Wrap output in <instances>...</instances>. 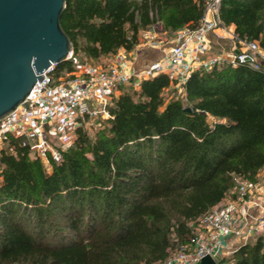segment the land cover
<instances>
[{
    "label": "trees",
    "instance_id": "obj_1",
    "mask_svg": "<svg viewBox=\"0 0 264 264\" xmlns=\"http://www.w3.org/2000/svg\"><path fill=\"white\" fill-rule=\"evenodd\" d=\"M208 0H66L61 17L74 51L91 58L131 51L157 23L196 28ZM226 25L264 48V0H220ZM71 67L69 61L57 70ZM166 73L122 89L93 136L50 169L21 137L0 150V264L164 263L196 235L192 223L264 167V72L244 64L196 69L183 96L166 101ZM131 87V86H130ZM211 118V119H210ZM216 207V208H215ZM224 256L264 264V236Z\"/></svg>",
    "mask_w": 264,
    "mask_h": 264
},
{
    "label": "built area",
    "instance_id": "obj_2",
    "mask_svg": "<svg viewBox=\"0 0 264 264\" xmlns=\"http://www.w3.org/2000/svg\"><path fill=\"white\" fill-rule=\"evenodd\" d=\"M219 1L208 0L199 25L176 30L165 55L142 69L129 61L133 50L120 48L106 64L98 65L83 59L73 48L66 60L71 67L58 71L57 64H52L28 97L0 119V150L6 145L7 136L21 137L50 167V159L60 161L62 151L74 143L79 126L88 121L101 126L104 119L112 117L109 105L113 98L128 86L139 88L143 79L166 73L172 85L181 92L191 72L200 68L208 70L215 66L244 64L264 72V48L259 41L241 38L230 30V25L219 17ZM152 30L146 35L149 45H161L158 32ZM224 35L231 38L238 51L211 55V37ZM252 189L256 191L260 187L239 179L236 199L193 223L195 237L191 243L181 245L166 264H198L205 255L212 256L217 264H226L223 257L228 237L245 235L246 243L253 234L264 236V191L261 199H254ZM250 202L261 208L253 225L248 212L240 218L235 216L238 204Z\"/></svg>",
    "mask_w": 264,
    "mask_h": 264
},
{
    "label": "water",
    "instance_id": "obj_3",
    "mask_svg": "<svg viewBox=\"0 0 264 264\" xmlns=\"http://www.w3.org/2000/svg\"><path fill=\"white\" fill-rule=\"evenodd\" d=\"M65 7L66 0H0V119L73 50L61 23ZM198 264L217 262L205 255Z\"/></svg>",
    "mask_w": 264,
    "mask_h": 264
},
{
    "label": "crops",
    "instance_id": "obj_4",
    "mask_svg": "<svg viewBox=\"0 0 264 264\" xmlns=\"http://www.w3.org/2000/svg\"><path fill=\"white\" fill-rule=\"evenodd\" d=\"M164 28V26L162 25ZM164 30V29H163ZM230 30L234 31V25H230ZM175 32L172 33L170 36L168 42L162 41V44L156 47H149L148 51H143L140 54L136 55L135 62H133V65L138 68L142 69L146 67L150 62L160 59L165 55V53L170 49L171 43L170 40L173 38ZM218 33L221 34V30H218ZM223 34V33H222ZM168 45H167V44ZM166 44V45H164ZM163 47V48H162ZM140 51V50H139ZM138 51V52H139ZM230 51H238V48L233 44L231 38H229L227 35H224L223 37H211V50L210 54L214 55L220 52H230ZM134 53H137L135 50L131 52V55ZM135 56V55H134ZM260 187V190L253 191V198L254 199H261L263 196L264 191V167L260 169V171L257 174V180L252 182ZM236 199V198H235ZM235 199L230 200L229 198L220 203V206L228 204L231 201H234ZM244 212L249 213V220L251 225L254 224L255 218L259 215L258 213L261 212V208L254 206L251 202L247 203L245 205L238 204L237 210L235 212L236 217H242V214ZM247 236L245 235H238V236H230L228 237V240L225 242V245L227 247L226 253L224 254L229 255L231 252L236 250L241 244L244 243ZM256 237V235L253 234L251 238ZM249 239V240H250Z\"/></svg>",
    "mask_w": 264,
    "mask_h": 264
},
{
    "label": "rangeland",
    "instance_id": "obj_5",
    "mask_svg": "<svg viewBox=\"0 0 264 264\" xmlns=\"http://www.w3.org/2000/svg\"><path fill=\"white\" fill-rule=\"evenodd\" d=\"M152 29H155L158 32L159 37L164 42H168L170 36L172 35V33H169L167 31H164L163 30L164 28L162 27V24L161 23H157V24H155V25H153V26H151V27H149L147 29L141 30L140 33H139V43L133 49V51L135 50L137 53H134L133 55H130L129 56V61L132 64H133V62H135V59H136L135 57H136L137 54H140L141 52L146 51V50L148 51L150 45H149V40L147 39L146 35H149L150 32L153 31ZM77 41H78L77 42V46H78V49L77 50H78V53L81 55V57L83 59H86V60L91 61V62H93L95 64H98V65H104V64H106L109 61V57L110 56H100L97 59L96 58L89 57L87 55V50H88L87 48L90 45V42L85 37L79 36ZM166 44H164V45H166ZM86 46H87V48H86ZM130 88H132V86L131 87L130 86L127 87V89H130ZM118 94H120V93H118ZM163 95H164L166 101H168L171 98L183 96V92L182 91L180 92L173 85H170L168 88H166L164 90ZM83 126L88 130V132H89V134L91 136H93L95 134V132L98 130V128L100 127V126H94V125H92L90 123V121H88ZM47 168L50 169V167H47ZM254 239H255V237L254 238H251L247 242H253ZM177 253H178V251H176V253L174 255H172L171 257L175 256ZM230 255L231 254L226 255V256L229 257ZM154 264H166V261L164 263H154Z\"/></svg>",
    "mask_w": 264,
    "mask_h": 264
}]
</instances>
